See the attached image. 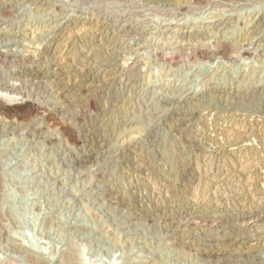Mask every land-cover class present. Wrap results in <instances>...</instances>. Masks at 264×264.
<instances>
[{
  "label": "rangeland",
  "instance_id": "1",
  "mask_svg": "<svg viewBox=\"0 0 264 264\" xmlns=\"http://www.w3.org/2000/svg\"><path fill=\"white\" fill-rule=\"evenodd\" d=\"M2 90L0 264H264V0H0Z\"/></svg>",
  "mask_w": 264,
  "mask_h": 264
},
{
  "label": "bare ground",
  "instance_id": "2",
  "mask_svg": "<svg viewBox=\"0 0 264 264\" xmlns=\"http://www.w3.org/2000/svg\"><path fill=\"white\" fill-rule=\"evenodd\" d=\"M9 8H11V7H9ZM3 9V8H2ZM260 18V17H259ZM221 22V21H220ZM55 25V24H54ZM210 25V24H209ZM51 26V25H50ZM219 26H220V24H219ZM92 27V26H91ZM54 28V27H53ZM51 29V28H50ZM87 29V28H86ZM98 29V28H97ZM214 29V28H213ZM48 30V29H47ZM61 30V29H60ZM81 30V29H80ZM51 33V32H50ZM49 33V34H50ZM102 34V33H101ZM74 35V34H73ZM80 35V34H79ZM103 35V34H102ZM82 36V38H86L87 39V42L88 41H92V42H94V41H97V42H101L102 43V41H103V38H102V36L99 34V32H97V31H93V30H86V31H84L83 32V34L81 35ZM86 41V40H85ZM57 42V41H56ZM86 42V43H87ZM89 43V42H88ZM51 44V43H50ZM62 44V43H61ZM52 45V44H51ZM59 45V44H58ZM44 48V47H43ZM58 49V48H57ZM224 51V49H222V50H220V52H223ZM199 52H201V53H203V55H204V53H205V50H200ZM4 53V52H3ZM56 53V52H55ZM54 54V53H53ZM58 54V53H57ZM66 54V53H65ZM71 55V54H70ZM67 56V55H66ZM74 56V55H73ZM35 57V56H34ZM65 58V57H64ZM63 58V59H64ZM82 58V57H81ZM74 59V58H73ZM75 59H78V58H76L75 57ZM74 59V60H75ZM72 61V60H71ZM76 61V60H75ZM81 61V60H80ZM64 63H66L67 64V66H68V64H69V62H68V60L67 61H64ZM72 63H74V62H72ZM61 64V63H60ZM77 64V63H76ZM69 65H72L71 63L69 64ZM79 65V64H78ZM59 66V65H58ZM64 66V65H63ZM73 67H76V65L75 64H73L72 65ZM65 67V66H64ZM78 67V66H77ZM66 68H68V67H66ZM65 68V69H66ZM71 68V67H70ZM80 68V67H79ZM62 69V68H61ZM60 69V70H61ZM78 69V68H77ZM76 68L74 69V71L75 70H77ZM73 70V69H72ZM62 71V70H61ZM78 71H79V69H78ZM72 72V71H71ZM63 73V72H62ZM81 73H82V70H81ZM61 74V73H60ZM85 75V74H84ZM56 76V75H55ZM82 76V75H81ZM61 80H62V78H61ZM11 85H9V87H10ZM13 87V86H12ZM70 87V86H69ZM68 87V88H69ZM67 88V89H68ZM6 89V88H5ZM4 89V90H5ZM7 90V89H6ZM10 90V89H9ZM2 92H3V90H2ZM0 92V110H4V111H7V112H11V111H13V110H15V109H17V108H19V109H22V110H24V109H36V104L35 103H33L31 100H29V99H22L21 97L19 98V97H16V96H11L10 94H8L7 92ZM13 94H15V93H13ZM63 101H65V100H63ZM72 102V101H71ZM60 106V105H59ZM38 107V106H37ZM20 111V110H19ZM32 111V110H31ZM6 112V113H7ZM24 112V111H23ZM22 113V112H21ZM26 114V113H25ZM24 114V115H25ZM47 114V113H46ZM23 115V116H24ZM55 120V119H54ZM58 120V119H57ZM58 123V122H57ZM59 123H61V122H59ZM58 123V124H59ZM60 126H62V128L63 127H65L64 126V124H61ZM243 139H244V137H243ZM243 142V141H242ZM53 143V142H52ZM243 144V143H242ZM246 145V144H245ZM97 149V148H96ZM118 150V149H117ZM247 150V149H246ZM87 153V152H86ZM89 156V155H88ZM91 156V155H90ZM84 157V156H83ZM87 158V157H86ZM80 160V162H81V158H79ZM84 159V158H83ZM87 160V159H86ZM85 161V160H84ZM88 162H89V158H88ZM84 164V163H83ZM261 194V193H260ZM264 194V193H263ZM264 196V195H263ZM209 219V218H208ZM261 228V227H260ZM231 233V232H230ZM226 235V234H225ZM263 237H264V235H263ZM246 239V238H245ZM247 240V239H246ZM249 240V239H248ZM230 241V240H229ZM224 242V241H223ZM241 242V241H240ZM245 242V241H244ZM219 244V243H218ZM227 244V243H226ZM229 244V243H228ZM198 245V244H197ZM213 246V245H212ZM228 246H231L230 244L228 245ZM249 246V245H248ZM222 247V246H221ZM226 247V246H225ZM208 248V247H207ZM212 248V247H211ZM214 248V247H213ZM217 248V247H216ZM198 249V248H197ZM205 249V248H204ZM215 249V248H214ZM220 249V248H219ZM237 249V248H236ZM240 249V248H239ZM203 250V249H202ZM208 250V249H207ZM217 250V249H216ZM219 252H220V250H218ZM214 252V251H213ZM218 252V253H219ZM223 251H221V253H222ZM220 253V254H221ZM226 253V252H225ZM240 253V252H239ZM244 253V252H243ZM210 254H211V252H210ZM223 254H224V252H223ZM237 254V253H236ZM212 255V254H211ZM214 256V255H213ZM216 256V255H215ZM221 256V255H220ZM234 256V255H233ZM236 256V255H235ZM219 257V256H218ZM71 258V257H70ZM216 260V259H215Z\"/></svg>",
  "mask_w": 264,
  "mask_h": 264
}]
</instances>
